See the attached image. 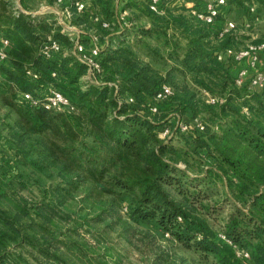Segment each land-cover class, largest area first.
<instances>
[{
  "label": "trees",
  "instance_id": "16d2710c",
  "mask_svg": "<svg viewBox=\"0 0 264 264\" xmlns=\"http://www.w3.org/2000/svg\"><path fill=\"white\" fill-rule=\"evenodd\" d=\"M20 1L23 7L18 6V0H0V36L10 40L8 56L0 60L10 65L0 63V71L11 81V87L0 83V99L18 115L14 124H9L11 137L19 145L26 136L37 135L34 147L40 144L43 156L57 164L61 182L47 189L45 203L25 207V214L31 217L27 223L19 214L10 216L0 209V264H33L32 260L36 264H71L76 258L85 261L86 251L77 250L73 240L60 238L50 222L66 198L86 181L115 195L108 204L111 209L128 199L133 217L154 219L165 233L198 252L205 261L212 256L211 263L244 264L236 245L248 250L255 263L264 264V90L250 89L247 84L237 86L232 67L225 63L227 58H219L231 45V35L213 45L208 27L212 25L196 20L185 4L164 0L159 12L151 9L147 0H126L136 18L145 22L130 27L118 19L115 0H97L106 17L96 23L100 29L97 32L105 31L99 35L103 43L100 78L104 83L89 82L81 88L79 83L88 67L73 51H62L54 58L41 53L49 34L68 49L73 46L70 36L53 15L35 13L25 0ZM257 1L264 7V0ZM71 2L66 3L74 22L88 20V8L78 11ZM103 21L109 25L105 27ZM164 51L181 58L180 63L188 69L181 72H192L196 84L222 101L203 102L198 91H190L171 71L163 78L140 56L146 52L161 57ZM28 68L39 77L28 75ZM165 81L171 83L174 94L159 103L160 109L163 103L166 106L177 101V106L190 108L194 116L198 108L210 116L213 124L206 122L204 131L176 130L187 141L205 148L204 155L194 154L200 162L209 160L207 174L178 165L180 159L190 163L180 155L179 148L160 136L165 123L140 111ZM49 86L62 90L72 101L76 98L75 104L86 110L88 115L80 128L64 110L33 107L21 98L24 91L37 94V90ZM182 152L189 153L185 149ZM216 192L227 196L230 209L224 210L220 225L232 244L218 235L210 221L223 211V204L205 203ZM26 244L30 249L24 251Z\"/></svg>",
  "mask_w": 264,
  "mask_h": 264
},
{
  "label": "rangeland",
  "instance_id": "374dc122",
  "mask_svg": "<svg viewBox=\"0 0 264 264\" xmlns=\"http://www.w3.org/2000/svg\"><path fill=\"white\" fill-rule=\"evenodd\" d=\"M68 1L25 0V3L36 13L40 12V14L44 15H53L56 19L61 16L62 23L75 24L82 31L80 33L81 36L95 34L101 36L105 32L98 31V33L96 31L98 29L97 21L105 17V15L102 16L100 12L91 10L92 4L89 2L94 0H89V4L87 0L85 1L90 16L82 24H76L74 22L70 8L71 15L67 14L66 6L68 4L66 2ZM252 2L257 5L255 14L248 11V5ZM17 3L18 6L23 7L21 2ZM121 7L123 6L120 4L116 11L118 12ZM51 8L53 11H51ZM131 13L135 21L126 19L125 22L127 25L130 27L145 25L144 19H137L134 12L132 11ZM131 13L128 10V14L126 15L131 16ZM125 17L123 15L120 19ZM246 19L252 23L248 28H244L243 26ZM120 21L125 25L124 20ZM217 21H231L235 23V28L228 34L233 38L230 43L231 45L224 48L220 53L221 60L227 58L225 63L226 65L230 64L232 68L238 65L235 62L236 60L234 61L235 51L248 43L264 39V7L256 0H229L226 12ZM131 22H133L132 25ZM208 27L212 32V26ZM67 33L69 35L77 34L73 30ZM178 39L182 44L184 43L179 37ZM210 39L213 45H216L220 41V37L215 34H212ZM84 42L87 47L91 46V41L88 38ZM71 51L74 53L73 46L69 47V49L66 45L64 46L63 52L65 54H70ZM140 56L145 63L153 66L163 78L171 71L176 79L182 82V85L190 88V91H198L203 98V102L210 103L208 102L209 96L220 97L196 84L193 81L192 72H181V70H188L186 66L180 63L179 59L181 58L170 56L166 53L162 54L161 57H153L146 52H142ZM0 63L10 65L8 61ZM262 63V67H264V62ZM95 80L96 78L93 75L89 76L86 73L83 75L79 87L85 88L86 84L95 82ZM0 83L5 85V87H11V81L3 71H0ZM167 83L171 84L170 82ZM75 102H77L76 98L71 101V104L63 112L78 129L82 125L81 121L87 118L86 115L88 113L85 109L78 107ZM153 102L154 98L152 99L151 96L148 97L146 101L148 104H145L140 111L152 119L159 121L161 124L165 123V126H169L172 131L175 129V123L180 115L184 117L190 116L192 118L199 117L205 124L206 122L213 124L209 120L210 116L208 112L201 111V108H198L196 112L198 115L194 116L190 108L177 106L175 104L177 101L173 102L172 105L169 104L166 106L163 103L162 108H159V111L153 114L148 109V105ZM16 118H18L16 111L12 110L0 99V143H2L0 144V209L7 211L10 216L19 214L22 221L27 223L31 217L25 214V207L45 203L46 198H44V194L47 189L53 185H57L61 180L59 178L58 166L53 162V159L43 156V152H41L43 149L40 144L34 147L35 137H38L37 135L31 134L26 136L20 141L19 145L11 137L9 124H14L13 121ZM192 131L197 132L195 129ZM82 134L84 133L82 132ZM161 137L179 148L180 155L187 158L190 163L189 166L180 159L177 162L178 165L190 167V169L194 167L200 170L202 175L207 174V170L211 165L209 160L204 159L203 162H200L197 156L198 154H194L198 152L200 153L199 155H204L206 152L205 148L202 146L198 147L195 143L187 141V138L181 133L176 132V130L172 135ZM58 139L63 142L62 138ZM184 149L189 151V153L182 152ZM99 187L101 186L91 181L84 182L78 189L73 191L71 197L66 198L63 205H61L59 214L54 216L50 222V226L55 231L57 230L56 233L59 234L58 236L60 238L73 240L77 244V250L83 249L86 251L85 256L83 255L86 262L76 258L74 262L72 260L70 261L71 264H93V262L96 264H177L179 262L182 264H219L210 262L213 260L212 256H210V260L205 261L204 257L198 252L186 248L172 234H166L154 222V219L142 221L136 216L133 217L130 214L131 206L128 199L121 200L115 210L111 209L108 204L115 195L101 191ZM216 193L212 200H206L205 203H209L211 206H220L223 204V211L217 213V216L210 218L213 228L220 235V233H223L220 221L223 220L222 217L226 214L225 211L230 209V206L227 204L228 200L226 195ZM37 219H40L38 215ZM62 230L64 232L71 231V234H61ZM73 230L74 232L72 233ZM27 249H30L28 244L23 247L24 251ZM166 255H168V258L165 257ZM243 262L244 264H257L250 256L244 258ZM32 263L36 264L34 260H32Z\"/></svg>",
  "mask_w": 264,
  "mask_h": 264
},
{
  "label": "built area",
  "instance_id": "2783aa9c",
  "mask_svg": "<svg viewBox=\"0 0 264 264\" xmlns=\"http://www.w3.org/2000/svg\"><path fill=\"white\" fill-rule=\"evenodd\" d=\"M59 2L63 0H57ZM151 9L161 12L162 2L164 0H147ZM168 3H176L180 6L185 4L189 8V13L196 19L203 23L213 25L217 19L226 12L229 0H199V3L204 2L201 6L195 4L194 1L187 0H166ZM78 11H83L86 8L85 0H72ZM257 5L252 2L248 5V11L251 13H256ZM67 14L71 15L69 5L66 6ZM36 13V12H35ZM68 25V24H67ZM103 25L106 27L109 22L103 21ZM244 28L251 26L249 20H245L243 24ZM70 28H75L74 25H70ZM235 28V23L227 21L225 26L218 31V37L222 38L229 34L230 31ZM76 29V28H75ZM78 29V28H77ZM78 34H70V38L73 41V49L76 57L84 62L88 67L87 75H93L96 78L95 82L101 84L104 83L100 78L102 72L101 65V48L102 43L100 42L99 34L81 36V30L78 29ZM88 38L91 41V46L87 47L84 42ZM10 46V40L8 38L0 36V60H5L8 56V47ZM63 43L53 34H49L47 39L42 43L41 53L46 58L57 57L63 51ZM264 51V40L261 42L248 43L245 46L240 47L235 51L234 58L237 63L240 64L235 76L234 82L237 86H242L247 84L250 89L253 90H264V68H259L261 62V55ZM219 58L221 56L219 55ZM246 61V63H242ZM28 75L38 78L39 74L36 73L32 68L27 69ZM56 73L53 72V75ZM174 94V88L169 83H162L160 87L156 90L154 95V102L149 104V111L151 113H157L159 111V103L163 100L170 98ZM22 100H25L29 105L37 108H46L54 110H64L69 104H71L70 97L64 93L62 90L49 86L46 89L37 90V94L31 91H24L21 95ZM264 99V94H263ZM129 100H133L130 97ZM222 99L216 96H209L208 102L218 103ZM244 111H248L247 107L243 108ZM180 130L181 132H193L192 130L204 131L206 129V124L199 119V117H194L192 120H184L178 118L175 123V129L169 126H165L161 131L160 135L167 137L172 135L175 130ZM222 239L232 244V241L227 238L224 233L219 235ZM236 252L240 257L247 258L250 256V252L246 249H240L236 245Z\"/></svg>",
  "mask_w": 264,
  "mask_h": 264
},
{
  "label": "crops",
  "instance_id": "0c3cea01",
  "mask_svg": "<svg viewBox=\"0 0 264 264\" xmlns=\"http://www.w3.org/2000/svg\"><path fill=\"white\" fill-rule=\"evenodd\" d=\"M86 1V0H85ZM257 1V0H256ZM18 2H21L20 0H18ZM89 2V0H87V3ZM89 3H91L92 5H91V10H94L95 12L96 11H98V12H100L101 13V15L102 16H104L103 15V12H102V8L100 7V4L98 3V1L97 0H94V1H92V2H89ZM88 3V4H89ZM117 3V4H116ZM43 4V3H42ZM115 6H116V10L119 8V6H120V4H121V6H123V7H121V9L117 12L118 13V19H120L121 18V16H126L125 18H122V19H120V20H124V21H126V19H129V17L130 16H128V15H126V14H128V10H130V13L132 12V9L131 8H128L127 6H126V0H115ZM260 5L262 6V4L260 3ZM88 7V6H87ZM52 9V8H51ZM50 9V10H51ZM51 11H53V9L51 10ZM37 13H40V12H37ZM131 16H132V13L130 14ZM62 18H61V16H60V18H58L57 19V22H58V24L59 25H61V30L64 32V33H66V34H68L69 35V33H67V32H69V31H71V30H73V32L74 33H77L78 34V27H76L75 26V24H70V25H74V27L76 28H70L69 27V24L67 25V23H62ZM133 24V22H131V25ZM225 24H226V21H224V22H218V21H216L213 25H212V32H213V34H217L218 33V31H220V29L222 28V27H224L225 26ZM252 24V23H251ZM129 26V25H128ZM78 28V29H77ZM261 61L262 62H264V51L262 52V55H261ZM262 62H260V64H259V68H261V69H263L264 67H262L263 66V63ZM242 63H246V61H244V62H242ZM238 67H240V64L238 63V65L236 66V67H234V68H232L233 69V72H234V74L236 73V71H237V69H238ZM246 112H248V111H246ZM0 144H2V143H0ZM167 234V233H166Z\"/></svg>",
  "mask_w": 264,
  "mask_h": 264
}]
</instances>
